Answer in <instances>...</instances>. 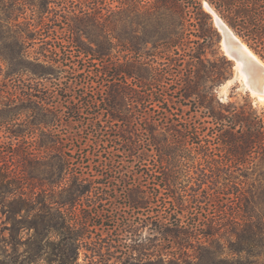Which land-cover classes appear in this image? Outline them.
Listing matches in <instances>:
<instances>
[{
	"label": "trees",
	"instance_id": "1",
	"mask_svg": "<svg viewBox=\"0 0 264 264\" xmlns=\"http://www.w3.org/2000/svg\"><path fill=\"white\" fill-rule=\"evenodd\" d=\"M109 1L118 9L108 0H64L66 16L44 22L58 39L35 58L49 79L38 70L2 76L0 65V200L16 223L11 235L17 223L37 226L34 210L46 216L34 188L93 183L86 176L94 170L98 183L116 185L114 173L137 158L145 183L126 181L124 196L167 244L142 264H264V107L222 102L214 90L234 64L223 54L215 70L203 58L221 39L205 1L264 60V0ZM15 5L0 0V8ZM15 77L28 88L15 97L22 105L10 107ZM173 98L208 119L186 121Z\"/></svg>",
	"mask_w": 264,
	"mask_h": 264
},
{
	"label": "rangeland",
	"instance_id": "2",
	"mask_svg": "<svg viewBox=\"0 0 264 264\" xmlns=\"http://www.w3.org/2000/svg\"><path fill=\"white\" fill-rule=\"evenodd\" d=\"M5 1H14L16 5L11 9L4 6L0 8V65L3 68L2 76L15 72L18 73L20 79H27L38 70L42 71L41 73H46L49 79L50 74L48 72L50 69L48 65L46 64L44 67L36 66L35 58L38 56L44 58L43 53H48L47 49L52 44L58 43V39L46 27L44 22H48L52 17L60 16L61 18L66 16L67 8L60 6L64 0ZM108 2L110 8L118 9L117 2L109 0ZM204 6L207 11L212 13L213 26L221 35L220 42L206 48L203 56L207 66L210 68L214 66L213 69L216 70L222 65L220 56L225 55L222 44L223 35L216 24V17L219 16L208 7L205 1ZM121 25L124 26V22ZM60 31V27L57 26V34ZM209 59L210 63H208ZM232 62L234 67L231 75L226 81L216 86L214 90L217 96L222 102H232L238 108L242 106L250 107L251 105L259 109L263 108L264 104L257 100L247 89L239 75L240 69L234 61ZM195 63L193 61V64ZM212 64L213 66H211ZM185 67L190 69L191 66L185 62L182 68L185 69ZM177 68L179 71L180 68ZM184 72L185 70L182 71V73ZM19 78L15 77L12 85L14 96H12L13 94L10 95V107L22 105L23 102L15 97L28 88L18 81ZM169 82L168 87H172L169 90L171 93L174 91V86H171L174 82L173 80ZM212 82V80H208L207 85H212ZM173 99L176 101V111L180 114V117L184 115L186 121H206L208 119L203 117L201 112L193 110L194 108L191 107L190 102L180 98ZM121 107L122 109L124 107L123 110H125V105H121ZM204 124L210 125L209 123ZM0 135H4V133L0 132ZM36 138L39 140L41 138L45 139L39 132ZM5 139L2 137L0 141ZM191 155L193 157L196 154ZM197 157L201 158L200 155H197ZM17 158L18 163H21L22 160L19 156ZM136 162L137 158L133 162L127 161V167L121 173H114L120 178L116 185L104 182L105 180L98 183L100 176L94 170L86 176L92 179L93 183L74 186L71 181H65L57 186L46 184L42 189L39 187L34 188L33 199L36 201V197L42 196L46 200V216L45 218H36L35 214L37 212L34 210L31 218L37 220V226L22 230L20 224L17 223L13 236L10 229L14 228L13 224L16 223L7 219V212H4L6 206L2 205L3 203L0 200V264H142L150 258H156L160 249H167L165 248L167 244L161 245L158 239L159 236L157 237L158 233L152 230L151 224L143 219L144 216L141 212L136 213L130 208L124 196L126 181L136 179L137 181H144L139 166H135ZM150 162L148 160L147 163ZM201 162L202 167L209 168L206 159H201ZM130 163H132L131 166H128ZM33 165L38 166L35 161ZM40 165L39 169L37 168L38 173L45 169ZM149 165L152 166L153 161ZM157 171L160 174L161 169ZM70 176L72 175L68 174V177ZM30 190L32 189H28V192ZM83 191L86 192L84 194L86 196L81 200L74 203L68 201L71 195H77ZM100 192H103L102 199L97 196ZM87 194L91 196L87 197ZM57 219L60 221L58 229L57 226H54ZM73 235L78 237L75 241L76 249H73L71 245ZM39 244L41 247H39Z\"/></svg>",
	"mask_w": 264,
	"mask_h": 264
},
{
	"label": "water",
	"instance_id": "3",
	"mask_svg": "<svg viewBox=\"0 0 264 264\" xmlns=\"http://www.w3.org/2000/svg\"><path fill=\"white\" fill-rule=\"evenodd\" d=\"M216 24L223 35L225 55L244 73L247 89L251 94L254 91V97L259 100L264 95V60L220 17H216Z\"/></svg>",
	"mask_w": 264,
	"mask_h": 264
},
{
	"label": "bare ground",
	"instance_id": "4",
	"mask_svg": "<svg viewBox=\"0 0 264 264\" xmlns=\"http://www.w3.org/2000/svg\"><path fill=\"white\" fill-rule=\"evenodd\" d=\"M238 67V66H237ZM239 68V67H238ZM240 69V68H239ZM240 71V70H239ZM239 75H240V77H241V79L244 81V83H245V75H244V73L243 72H239ZM246 87H247V85H246ZM252 94L254 95V96H256V93L253 91L252 92ZM259 101H261L263 104H264V95L262 96V97H260L259 98Z\"/></svg>",
	"mask_w": 264,
	"mask_h": 264
}]
</instances>
